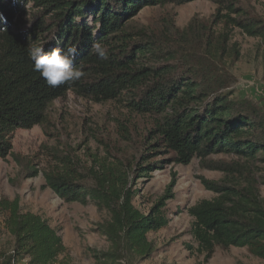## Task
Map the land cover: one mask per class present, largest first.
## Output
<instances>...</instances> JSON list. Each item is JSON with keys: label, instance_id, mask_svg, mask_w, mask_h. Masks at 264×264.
Segmentation results:
<instances>
[{"label": "trees", "instance_id": "16d2710c", "mask_svg": "<svg viewBox=\"0 0 264 264\" xmlns=\"http://www.w3.org/2000/svg\"><path fill=\"white\" fill-rule=\"evenodd\" d=\"M195 0H0V158L14 153L18 130L49 122L48 111L58 99L74 92L95 103L115 102L131 114L150 120L138 158L107 162L82 181L63 165L43 172L45 188L66 202H93L110 219L99 231L119 251L149 259L156 251L151 232L171 222L165 208L173 184L148 211L136 206L138 181L172 161L188 165L201 160L205 168L225 177L204 186L215 193L189 208L194 218L192 236L208 264L217 248H247L264 261V185L253 168L264 165V111L235 97L236 77L227 69L240 51L231 46L232 28L264 40V17L246 0H215L208 20L194 16L180 28L172 17L152 25L136 17L147 7L184 5ZM101 42L107 59L92 52ZM31 46L45 52L77 48L73 67L85 75L74 83L50 87L33 70ZM131 134L127 128L123 129ZM132 140L129 135H124ZM170 154L167 160H155ZM226 154L233 162L209 160ZM127 162H126V161ZM62 159V163H66ZM42 171L29 168V177ZM12 237L9 251L0 252V264H54L67 247L59 231L41 215L23 212L18 198L0 200V215ZM117 259L116 254H102Z\"/></svg>", "mask_w": 264, "mask_h": 264}, {"label": "rangeland", "instance_id": "374dc122", "mask_svg": "<svg viewBox=\"0 0 264 264\" xmlns=\"http://www.w3.org/2000/svg\"><path fill=\"white\" fill-rule=\"evenodd\" d=\"M244 3L264 17V0ZM216 7L215 0L147 7L136 21L152 25L162 17H172L178 27L184 28L194 16L208 20ZM231 46L240 51L238 58L230 57L226 61L227 69L236 77L235 97L249 100L264 111V40L232 28ZM48 117L45 126L16 132L13 144L19 159L15 156L0 158V200L18 198L23 212L41 215L59 231L67 250L54 264H205L204 255L197 251L198 244L192 236L194 218L189 208L215 197L201 178L219 180L225 177L224 172L205 168L198 158L188 165L166 161L162 168L138 181L135 204L143 211L147 212L152 203L162 198L171 184L174 196L165 208L171 222L166 228L149 234L156 251L151 258L141 259L134 253L117 250L99 231V226L110 219L106 211H100L93 202L84 205L60 199L52 189L44 187L43 172L52 166L66 165L74 169L82 181L91 182L93 172L98 171L102 163L132 161L140 156L141 142L151 128L150 120L131 114L118 103H95L74 92L56 100L49 108ZM125 128L131 134L123 131ZM170 158V154H160L155 160ZM62 159L67 162L62 163ZM209 160L233 162L237 158L220 154ZM32 165L42 172L30 178ZM252 170L259 180L264 177V165L254 166ZM260 191L264 197V185ZM11 243L5 214H1L0 252L9 251ZM103 253L118 256L116 260L107 256L98 258ZM20 264H28L27 259ZM208 264H264V261L247 248L232 247L217 248Z\"/></svg>", "mask_w": 264, "mask_h": 264}, {"label": "clouds", "instance_id": "9594fccd", "mask_svg": "<svg viewBox=\"0 0 264 264\" xmlns=\"http://www.w3.org/2000/svg\"><path fill=\"white\" fill-rule=\"evenodd\" d=\"M0 23H7L3 14H0ZM92 52L100 59H107L108 50L101 42L93 44ZM76 55L75 46H70L66 50L55 48L50 52H45L40 46H31L28 49V56L33 62V70L38 72L53 88L79 81L85 75L81 68L73 67Z\"/></svg>", "mask_w": 264, "mask_h": 264}]
</instances>
